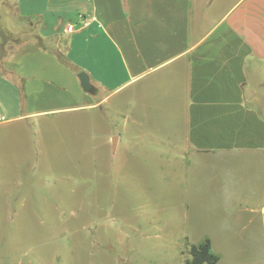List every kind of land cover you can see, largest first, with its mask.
<instances>
[{
	"label": "crops",
	"instance_id": "0c3cea01",
	"mask_svg": "<svg viewBox=\"0 0 264 264\" xmlns=\"http://www.w3.org/2000/svg\"><path fill=\"white\" fill-rule=\"evenodd\" d=\"M17 4L24 16L42 18V44L27 40L13 51L18 41H10L0 52V211L19 216L26 203L42 202L29 183L1 172L30 162L42 170L43 140L54 126L81 122L88 136L115 140L111 155L174 154L194 185L223 165L232 177L223 182L239 199L246 186L264 202V0ZM105 111L125 115L122 130L111 132ZM180 154L187 158L177 161ZM53 182L43 200L76 213L61 205L74 187L56 192Z\"/></svg>",
	"mask_w": 264,
	"mask_h": 264
},
{
	"label": "rangeland",
	"instance_id": "374dc122",
	"mask_svg": "<svg viewBox=\"0 0 264 264\" xmlns=\"http://www.w3.org/2000/svg\"><path fill=\"white\" fill-rule=\"evenodd\" d=\"M23 13L17 0H0V52L10 41H18L13 51L27 40L41 42L42 18ZM105 112L111 132L122 130L125 115ZM53 132L43 140L42 170L30 162L19 172H1L29 183L42 202L26 203L19 216L0 211V264H184L189 246L205 238L219 256L216 264H264V202L254 201L246 186L239 199L223 182L232 178L229 167L212 166L194 185L174 154H136L131 162L111 155L112 137L108 145L88 136L85 122L72 130L57 123ZM51 181L56 192L74 187L61 205L76 213L43 200Z\"/></svg>",
	"mask_w": 264,
	"mask_h": 264
},
{
	"label": "trees",
	"instance_id": "16d2710c",
	"mask_svg": "<svg viewBox=\"0 0 264 264\" xmlns=\"http://www.w3.org/2000/svg\"><path fill=\"white\" fill-rule=\"evenodd\" d=\"M6 35L10 37L9 34ZM3 36L5 37L4 33ZM218 261L219 256L212 252L210 240L205 238L200 243L189 246L188 258L184 261V264H216Z\"/></svg>",
	"mask_w": 264,
	"mask_h": 264
},
{
	"label": "water",
	"instance_id": "95a60500",
	"mask_svg": "<svg viewBox=\"0 0 264 264\" xmlns=\"http://www.w3.org/2000/svg\"><path fill=\"white\" fill-rule=\"evenodd\" d=\"M78 79L80 81L81 87L86 92H91L93 90V86L90 84V79L85 72H80L78 74ZM112 145H115V140H112Z\"/></svg>",
	"mask_w": 264,
	"mask_h": 264
},
{
	"label": "built area",
	"instance_id": "2783aa9c",
	"mask_svg": "<svg viewBox=\"0 0 264 264\" xmlns=\"http://www.w3.org/2000/svg\"><path fill=\"white\" fill-rule=\"evenodd\" d=\"M65 29L69 31V30H71V29H72V26H71V25H69V24H66V25H65Z\"/></svg>",
	"mask_w": 264,
	"mask_h": 264
}]
</instances>
